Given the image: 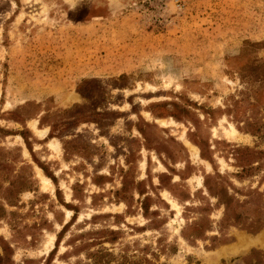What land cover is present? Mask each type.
I'll return each mask as SVG.
<instances>
[{
    "label": "rangeland",
    "instance_id": "obj_1",
    "mask_svg": "<svg viewBox=\"0 0 264 264\" xmlns=\"http://www.w3.org/2000/svg\"><path fill=\"white\" fill-rule=\"evenodd\" d=\"M77 3L0 0V264L264 263V0Z\"/></svg>",
    "mask_w": 264,
    "mask_h": 264
},
{
    "label": "trees",
    "instance_id": "obj_2",
    "mask_svg": "<svg viewBox=\"0 0 264 264\" xmlns=\"http://www.w3.org/2000/svg\"><path fill=\"white\" fill-rule=\"evenodd\" d=\"M203 157L205 156L203 155ZM215 178L216 179H214L213 177L207 176L205 179L204 185L207 188L209 196L217 199V205L219 207L221 206L225 207V217L223 219V222L226 224L225 226L239 225V219L241 218V215L238 214L235 210V208L238 207L239 204L238 203L235 204V198L229 195L227 188H225L223 184L220 182L224 180L223 176L219 172H217ZM215 180H219V181H215ZM232 217L234 219V222L229 223L230 218ZM259 222H260L259 219L255 220V223H259ZM258 230L259 228H255V233ZM197 237H200V236H197ZM89 256L91 257V259H93V264H111V261L106 260V255H104L101 251L94 253V254H89ZM145 261H146V264H151L149 260H145ZM47 264H49V262ZM259 264H264V263L262 260H260Z\"/></svg>",
    "mask_w": 264,
    "mask_h": 264
},
{
    "label": "bare ground",
    "instance_id": "obj_3",
    "mask_svg": "<svg viewBox=\"0 0 264 264\" xmlns=\"http://www.w3.org/2000/svg\"><path fill=\"white\" fill-rule=\"evenodd\" d=\"M33 129L34 131L39 135L41 133V131H39L35 125H33ZM58 142V141H57ZM52 142H50L49 144H51ZM50 146H53V144H51ZM193 148V147H192ZM56 149V148H55ZM193 153H195L196 155H198V149L197 148H193ZM40 172V171H39ZM42 180L44 181V183L47 185V186H52L51 183H50V180H48L47 178H44L43 175H40ZM173 205H174V202L170 201Z\"/></svg>",
    "mask_w": 264,
    "mask_h": 264
},
{
    "label": "clouds",
    "instance_id": "obj_4",
    "mask_svg": "<svg viewBox=\"0 0 264 264\" xmlns=\"http://www.w3.org/2000/svg\"><path fill=\"white\" fill-rule=\"evenodd\" d=\"M69 4L72 10L78 6L77 0H69Z\"/></svg>",
    "mask_w": 264,
    "mask_h": 264
}]
</instances>
